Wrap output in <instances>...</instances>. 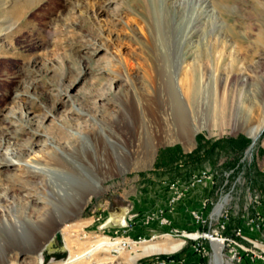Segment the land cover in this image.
<instances>
[{
	"label": "rangeland",
	"instance_id": "obj_1",
	"mask_svg": "<svg viewBox=\"0 0 264 264\" xmlns=\"http://www.w3.org/2000/svg\"><path fill=\"white\" fill-rule=\"evenodd\" d=\"M184 79L193 81L189 92ZM100 126L123 152L122 166L70 214L51 195L47 177L31 178L17 164L0 168V223L25 219L40 230L32 244L21 245L0 228V264H52L57 230L72 264H128L142 245L178 239L180 248L131 264L172 260L163 255L178 252L191 259L201 235L182 236L197 228L190 211L201 209L215 225L212 207L224 195L230 232L243 227L258 209L250 194L264 201V0H34L29 6L0 0V159L10 145L31 143L22 159L47 165L50 138L77 147ZM253 126L260 127L254 142ZM197 168L211 169L215 183L192 191L201 197L199 204L187 198L184 220L180 209L167 207V184L185 182ZM61 181L75 178L66 173ZM29 194L41 201L29 203ZM136 203L148 212L162 208L170 224L154 219L156 237L120 255L89 248L114 206L133 210ZM233 247L261 254V243L245 235H236ZM232 252L231 244L222 247L224 264L235 263Z\"/></svg>",
	"mask_w": 264,
	"mask_h": 264
},
{
	"label": "bare ground",
	"instance_id": "obj_2",
	"mask_svg": "<svg viewBox=\"0 0 264 264\" xmlns=\"http://www.w3.org/2000/svg\"><path fill=\"white\" fill-rule=\"evenodd\" d=\"M32 1L34 0H22L24 6H29V4L32 3ZM192 71L193 70H191V72ZM184 85L186 87V92H189V90H191L193 87V81H191L190 79H184ZM172 90L174 93V88ZM62 92L64 93V91L61 90L59 92V95H61ZM19 95L20 94L17 93L15 94V97H18ZM78 113L79 115H82L81 111H79ZM259 131H260L259 126H253L248 132L253 142L256 140ZM0 139L2 140V137H0ZM88 140L89 139L87 137L83 138L82 141L77 145V147L70 145L66 147L64 146L62 147L56 145L50 138V140L47 141V144L49 147L53 149V151L51 152V154H49L50 152L48 151L49 153L48 154L45 153L44 154L45 156L43 157V159L46 160V162H48L47 165L38 161L32 162L22 159L23 150L29 148L31 143L28 146L27 144L13 146V147H11L10 145L9 148H6L3 151V156L0 159V168H8L12 164H17L22 168H25L28 176H30L31 178L34 177L37 178L40 176L47 177V184L50 189L51 195L58 200V202L62 207L61 209H63V212L66 214H70L71 213L70 208L78 207L80 203H85L87 201L89 195L102 191V187L100 183L102 178L105 177V175L113 171L112 169H114L116 166H119L120 168L122 166L120 159L123 158V152L118 149L119 148L118 144L115 141L108 138L104 128L100 126L99 133L92 135V138L89 141ZM108 148L111 149L110 152L106 151ZM152 154H153V150L150 146H148L146 151V159H150ZM86 157L91 161V164L86 165L82 163V161L83 162L86 161ZM84 165H86L85 167L88 173H85L83 169ZM64 173L73 174V177L75 178L74 183L63 182V181L58 182L59 179H62V177L65 176ZM28 197H30L28 198V202L31 204L32 203L36 204L37 202L41 201L38 195L36 196L34 194H29ZM220 207H221V203H219L216 207L217 212L220 209ZM53 211H54L53 214L54 213L56 214V215L54 214V216L58 218L59 216V214L57 215L58 211H56V209H53ZM0 228L2 230L3 237L10 236L11 238H13L12 240L13 242H17V243L19 242L21 245H29V243L33 241L34 235L40 232L38 224H33L25 219L20 220L19 218H13L12 220H4L3 222L0 223ZM183 242L184 241L182 239H178L171 242L148 243L142 245L140 248V252H135L133 255L128 256L126 258V262L128 264H131L134 262L135 259H137L141 255L152 253L154 251L172 252L180 248ZM97 246H100L98 252L102 254L110 249L111 243L106 239V237L101 236L92 240L89 248H94L96 251ZM212 248L213 251H212L210 263L224 264L222 258V243L219 240L212 239ZM124 252L126 251L120 252L118 255ZM85 255L87 257H91V253L89 251L86 252ZM78 257L81 256L78 255ZM68 258H69V254L65 259L57 260L55 262H52V264H72L73 260L71 258L69 259ZM110 258H112V256H110ZM101 263L103 262L102 261L100 262L90 261L87 263L78 262V264H101ZM38 264H40V262Z\"/></svg>",
	"mask_w": 264,
	"mask_h": 264
},
{
	"label": "built area",
	"instance_id": "obj_3",
	"mask_svg": "<svg viewBox=\"0 0 264 264\" xmlns=\"http://www.w3.org/2000/svg\"><path fill=\"white\" fill-rule=\"evenodd\" d=\"M228 175V173H227ZM215 175L210 169L205 168H197L194 170L189 178L185 182L173 181L167 184L168 187V201L167 207L168 209H173L179 201L183 200L186 196L189 195L194 189L200 186H204L206 184H214L215 183ZM203 200V207L206 205ZM229 201L227 195L220 196L218 201L213 205L211 213L217 215V219L215 221V225H212L211 216L207 218L204 216L201 209H193L190 211V220L197 225V228L192 231L182 230V236L184 239H187L189 234L201 235V242L195 246H191L193 249L194 255L193 257L196 260L195 264H205V257L210 256L209 264L212 256V239L219 240L222 243V247L225 244L232 246V264H241L243 258L248 257L251 260H257L258 264H264V239L260 235L259 237H252L248 234L247 230L250 231H262L264 229V201L260 200L257 194H250L249 202L251 204H256L258 209L255 211V215L253 216H245L243 221V227L238 226L232 229V231L227 234L225 231L229 227L228 220L229 216L226 210H223L224 205ZM221 203L222 206L220 210L216 213L215 208ZM141 217L144 225L151 224L154 219L155 222L160 226L169 225L170 221L168 217L163 214V210L158 209L156 211L145 212L140 214L138 212H132L127 215V219L129 222V226L122 229H106L99 231L102 233V237H106V239L111 243L110 249L107 251L111 255H118L123 251H131L135 246L139 245L142 242H147L156 237L155 233L150 237L143 236V234L131 236L127 232V230L134 224L136 218ZM187 234V235H186ZM236 235H245L258 243H261V254H251L245 253L244 251L233 247V239ZM85 236V235H84ZM98 237V233L94 235V238ZM178 264H185L184 260H180L177 262ZM148 264H175L174 260H160L156 259L155 262Z\"/></svg>",
	"mask_w": 264,
	"mask_h": 264
},
{
	"label": "crops",
	"instance_id": "obj_4",
	"mask_svg": "<svg viewBox=\"0 0 264 264\" xmlns=\"http://www.w3.org/2000/svg\"><path fill=\"white\" fill-rule=\"evenodd\" d=\"M168 194L169 193L165 194V196H167ZM190 196L193 197V199H196V203H198L199 202V198L201 197V194H199L198 191L197 192H191L187 197H185L183 200L179 201L178 204L176 205V209H180L181 210L180 211V216L184 220H186L187 217L189 218L190 207L188 206V204H186L187 203L186 201L188 200L187 198H189ZM143 208L144 207H142L141 204L136 203V205L134 206V209L133 210H129L127 215L132 213V212H139L140 214L148 212L147 210L143 211ZM154 223H151V224H148V225H144L143 222H142L141 217H139V218H136L134 224L131 225V227L127 230V232L131 236H136V235H140V234L147 235L151 231L153 233H155L154 232L155 230L153 229V227L158 228V226H151ZM150 226L152 227V229L147 231L146 230L147 227H150ZM247 231H248V234L251 235L252 237H257V236L259 237L261 235L263 237V239H264V229L262 231H260V232H258V231H249V230H247ZM179 254L180 253L178 252V253H174V254L169 255L170 259L175 261V264H178L177 262L180 261V260H184L185 264H195L196 263V260H195V258L193 256H192L191 259L188 258V256L186 258H182V257H180ZM167 259H169V258H167ZM148 263H149V261L140 262V264H148ZM241 264H258V261L257 260H251L250 258L245 257L241 261Z\"/></svg>",
	"mask_w": 264,
	"mask_h": 264
},
{
	"label": "water",
	"instance_id": "obj_5",
	"mask_svg": "<svg viewBox=\"0 0 264 264\" xmlns=\"http://www.w3.org/2000/svg\"><path fill=\"white\" fill-rule=\"evenodd\" d=\"M253 142V141H252ZM130 209L128 207L121 211H109L106 218H104L98 225L97 229L99 231L106 229H122L129 226L127 219V213ZM55 239L57 241V253L54 256L55 260L65 259L68 256V252L64 246V240L60 230L55 232ZM48 259H45L43 263H46Z\"/></svg>",
	"mask_w": 264,
	"mask_h": 264
},
{
	"label": "trees",
	"instance_id": "obj_6",
	"mask_svg": "<svg viewBox=\"0 0 264 264\" xmlns=\"http://www.w3.org/2000/svg\"><path fill=\"white\" fill-rule=\"evenodd\" d=\"M234 140H232V142H233ZM243 144V143H242ZM244 146V145H243ZM227 234H229L230 233V228L228 227L227 229H226V231H225ZM163 257L164 258H169L170 259V256L169 255H163ZM138 264H140V263H138Z\"/></svg>",
	"mask_w": 264,
	"mask_h": 264
},
{
	"label": "flooded vegetation",
	"instance_id": "obj_7",
	"mask_svg": "<svg viewBox=\"0 0 264 264\" xmlns=\"http://www.w3.org/2000/svg\"><path fill=\"white\" fill-rule=\"evenodd\" d=\"M121 211V210H123V209H121L120 207H117V206H114V208H113V211Z\"/></svg>",
	"mask_w": 264,
	"mask_h": 264
}]
</instances>
